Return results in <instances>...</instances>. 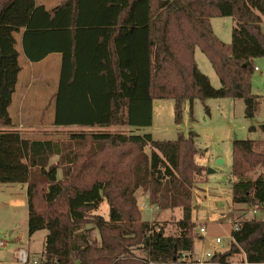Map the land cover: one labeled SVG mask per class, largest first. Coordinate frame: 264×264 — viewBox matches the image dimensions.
Masks as SVG:
<instances>
[{
	"label": "trees",
	"instance_id": "obj_1",
	"mask_svg": "<svg viewBox=\"0 0 264 264\" xmlns=\"http://www.w3.org/2000/svg\"><path fill=\"white\" fill-rule=\"evenodd\" d=\"M212 17L233 18L230 43L213 33ZM262 17L264 0H62L52 8L0 0V126L7 127L0 130V183L26 184L27 232L47 231L38 260L0 264L196 262L192 189L204 169L195 161L196 134L154 140L135 131L151 125L154 99L174 100L176 124L183 103L195 98H241L252 114V61L264 57ZM19 37L31 62L61 55L54 126L135 131L70 133L66 143L9 128ZM196 47L220 87L199 70ZM230 181L233 203L264 211V140H233ZM138 190L162 209H181L175 233L143 219ZM104 201L107 218L99 212ZM230 236L208 264H229L240 253L249 264H264V219L238 221Z\"/></svg>",
	"mask_w": 264,
	"mask_h": 264
},
{
	"label": "rangeland",
	"instance_id": "obj_2",
	"mask_svg": "<svg viewBox=\"0 0 264 264\" xmlns=\"http://www.w3.org/2000/svg\"><path fill=\"white\" fill-rule=\"evenodd\" d=\"M60 0H36V4H43L52 8ZM231 17H212L210 19L213 33L224 43L231 41V29L234 25ZM264 30V18L262 19ZM19 63L21 70L18 74L9 115L13 128L23 137L30 139L52 138L68 143L70 133L109 131L129 132L127 126L90 127L81 125L54 126L53 95L56 91L57 69L54 68L52 58L39 63H31L23 55L20 44ZM195 61L199 70L205 74L214 88L220 87L211 63L199 48L194 51ZM253 65L258 69L251 75V94L257 101L256 108L251 113L245 111V104L241 98H195L190 104L185 101L182 105L181 121H174V100L170 98L154 99L152 105V122L148 127H142L135 133H150L154 140H172L178 132L187 135L193 131L198 153L195 161L204 167L200 175L194 179L192 189L191 216L197 224L194 229V249L192 260H205L207 251H223L230 244V232L234 223L243 219H264V211L251 209L243 204L231 201V163L232 142L236 139L264 140V131L260 128L264 124V57L253 59ZM253 126V130L249 127ZM7 127L0 126V130ZM144 151L150 155L152 151L146 146ZM222 163L218 164L217 160ZM52 157L51 162H56ZM255 174H253L254 176ZM0 262L11 263L16 259L18 248L28 251L30 260H38L43 253L46 230H38L29 235L27 232V198L26 190H22L15 183H0ZM201 187V188H200ZM138 207L144 220L162 226L165 233L176 232V221L181 218L180 208L141 209V203L152 204L148 196L141 190L136 192ZM147 196V198H144ZM198 207H196V206ZM107 218L108 205L104 201L99 210ZM204 227L205 233L200 234L199 227ZM221 242L216 243L215 239ZM241 254V253H240ZM240 254H235L240 258ZM234 256V255H233Z\"/></svg>",
	"mask_w": 264,
	"mask_h": 264
},
{
	"label": "built area",
	"instance_id": "obj_3",
	"mask_svg": "<svg viewBox=\"0 0 264 264\" xmlns=\"http://www.w3.org/2000/svg\"><path fill=\"white\" fill-rule=\"evenodd\" d=\"M255 70H257V67H254ZM231 177V176H230ZM140 208L143 210V209H158V206L157 205H154L153 207L150 206L148 203H141L140 204ZM251 213H255L256 212V208H252ZM233 229L237 230L238 229V223H234L233 224ZM157 230H159V228H157ZM199 232L200 234H204L205 233V229L204 227H199ZM215 242L216 243H220L221 242V239L220 238H216L215 239ZM4 242L3 241H0V246L3 245ZM213 252L211 251H207L204 256H205V260H197L196 262H192V264H208V259L212 256ZM242 254V255H241ZM241 257L240 258H236L234 256H232L230 259H229V264H249L245 258V255L243 253H241ZM28 252L27 250L25 249H19L17 252H16V261L19 262V263H26L28 261ZM32 264H36V261H32Z\"/></svg>",
	"mask_w": 264,
	"mask_h": 264
},
{
	"label": "crops",
	"instance_id": "obj_4",
	"mask_svg": "<svg viewBox=\"0 0 264 264\" xmlns=\"http://www.w3.org/2000/svg\"><path fill=\"white\" fill-rule=\"evenodd\" d=\"M60 1H62V0H60ZM60 1L58 2V4L60 3ZM35 2H36V0H35ZM37 5H43L42 3L41 4H37ZM44 6V5H43ZM56 6V5H55ZM47 8V7H46ZM264 17H262V19H263ZM262 24V23H261ZM18 43L20 44V46H21V38L19 37V39H18ZM22 49V48H21ZM23 52V51H22ZM20 53V52H19ZM24 55V54H23ZM25 57V56H24ZM50 58H52L51 60H52V62H53V65H54V68L55 69H57V82H58V75H59V68H60V59H61V55H60V53H52V54H49V55H47L45 58H43L42 60H40V61H38V62H31V61H29V62H31V63H39V62H42V61H46V60H49ZM27 60V59H26ZM256 67V66H255ZM258 69V68H257ZM56 88H57V84H56ZM55 93V92H54ZM0 186H2V185H0ZM18 188H20V189H22V190H26V184H19L18 186H17ZM201 188V187H200ZM144 198H147V196H144ZM196 206V205H195ZM196 207H198V206H196ZM22 248V247H21ZM21 248H18V249H21ZM18 251V250H17ZM28 252V251H27ZM16 261V259L14 260V261H11V263L12 262H15Z\"/></svg>",
	"mask_w": 264,
	"mask_h": 264
},
{
	"label": "water",
	"instance_id": "obj_5",
	"mask_svg": "<svg viewBox=\"0 0 264 264\" xmlns=\"http://www.w3.org/2000/svg\"><path fill=\"white\" fill-rule=\"evenodd\" d=\"M217 163H218V164L222 163V160H221V159H218V160H217Z\"/></svg>",
	"mask_w": 264,
	"mask_h": 264
}]
</instances>
